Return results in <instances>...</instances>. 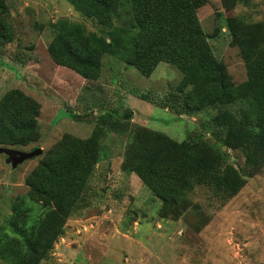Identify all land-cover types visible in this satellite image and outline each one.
Segmentation results:
<instances>
[{
    "label": "rangeland",
    "instance_id": "obj_1",
    "mask_svg": "<svg viewBox=\"0 0 264 264\" xmlns=\"http://www.w3.org/2000/svg\"><path fill=\"white\" fill-rule=\"evenodd\" d=\"M0 3L8 7L3 12L0 5V98L19 89L39 104L37 138L10 148H41L39 155L15 166L0 153V226L12 213L13 200L31 210L27 223L42 210L27 199L24 179L48 149L67 135L93 138L103 155L86 181L83 199L87 205L65 220L39 264H264V166L223 204L212 188L197 185L185 192V203L177 213L160 215V198L122 165L129 129L124 133L106 130L100 121L104 111L126 110L131 123L177 141L194 132L242 167V152L215 142L210 128L202 127L213 110L185 115L170 109L171 103L159 106L178 87L181 73L176 67L160 62L143 76L123 59L104 54L97 77L84 78L50 58L47 46L54 35L50 22L65 17L101 33L94 18L65 0ZM229 6L226 9L221 0H205L197 15L213 54L225 64L233 82L240 83L246 79L245 66L239 49L229 43L224 18L264 24V0L230 2ZM141 94L147 99H141ZM0 264L9 263L0 258Z\"/></svg>",
    "mask_w": 264,
    "mask_h": 264
},
{
    "label": "trees",
    "instance_id": "obj_2",
    "mask_svg": "<svg viewBox=\"0 0 264 264\" xmlns=\"http://www.w3.org/2000/svg\"><path fill=\"white\" fill-rule=\"evenodd\" d=\"M1 1V0H0ZM76 11L94 18L100 32L83 23L57 18L50 25V58L88 79L97 77L101 57L123 59L143 76L166 62L181 73L176 90L165 96L168 107L192 115L213 110L202 127L212 139L243 154V166L227 160L226 153L196 133L177 141L163 132L135 125L126 110L99 115L106 130L124 133L129 140L123 167L137 175L160 198V215L177 213L185 192L197 185L212 188L221 203L234 196L264 166V24L225 17L230 45L239 49L246 79L234 83L225 64L212 52L197 9L205 0H65ZM226 9L230 2L221 0ZM1 10L8 12V7ZM216 28L215 32H218ZM141 99L147 96L141 94ZM158 105V104H157ZM37 101L19 89L0 98V145H27L38 136ZM120 118L115 119V116ZM128 119V120H127ZM35 148V147H33ZM32 148V149H33ZM93 138H64L48 149L24 184L26 197L41 206L27 223L30 209L20 200L10 203L11 214L0 226V258L9 264H39L47 255L65 220L87 204L83 195L91 170L101 156Z\"/></svg>",
    "mask_w": 264,
    "mask_h": 264
},
{
    "label": "water",
    "instance_id": "obj_3",
    "mask_svg": "<svg viewBox=\"0 0 264 264\" xmlns=\"http://www.w3.org/2000/svg\"><path fill=\"white\" fill-rule=\"evenodd\" d=\"M0 153H3L7 156L6 161L10 162L12 166L17 165L18 163L30 159L35 155L41 153L40 147H35L30 151H22L10 147L0 146Z\"/></svg>",
    "mask_w": 264,
    "mask_h": 264
}]
</instances>
